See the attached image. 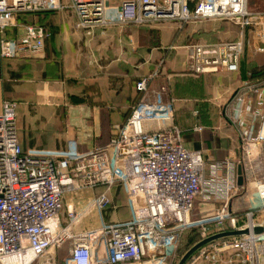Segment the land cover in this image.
Listing matches in <instances>:
<instances>
[{
    "label": "built area",
    "instance_id": "2783aa9c",
    "mask_svg": "<svg viewBox=\"0 0 264 264\" xmlns=\"http://www.w3.org/2000/svg\"><path fill=\"white\" fill-rule=\"evenodd\" d=\"M66 10L75 15L73 28L87 37L111 25L122 29L164 21L176 22L180 29L208 20L237 26L239 34L234 40L186 47L187 68L196 75L237 71L247 31L264 49V11L249 8L248 0H0V33L14 27L18 15ZM51 35L43 25L24 24L17 37L0 39V56L40 57ZM155 76H145L135 83L140 97L125 122L106 145L86 154L68 148L23 150L17 129L18 103L3 100L0 264H33L40 258L44 260L41 264H172L179 234L187 226L207 221L189 220L197 197L221 202L213 219L216 226L228 219L230 228L218 232L247 229L248 233L212 241L184 264H264V232L253 233L255 227L264 226L257 221V215L264 211V177L258 178L251 166L252 205L240 219L230 213V199L244 186L237 184V167L245 166L244 162L231 158L216 161L201 151L185 148L175 124V99L166 96L164 86L148 95ZM258 89L264 94V81ZM242 108V99L238 98L228 115L232 123H237ZM240 137L245 154L264 144V110L250 113ZM249 157L246 155L251 163L253 158ZM97 187L102 191L84 209L68 204L65 221L61 219L65 194ZM113 188L124 191L129 218L73 231L72 226L91 207L99 211L110 207ZM208 236L203 234L202 239ZM66 243L63 261L50 257Z\"/></svg>",
    "mask_w": 264,
    "mask_h": 264
},
{
    "label": "crops",
    "instance_id": "0c3cea01",
    "mask_svg": "<svg viewBox=\"0 0 264 264\" xmlns=\"http://www.w3.org/2000/svg\"><path fill=\"white\" fill-rule=\"evenodd\" d=\"M38 14L18 15L16 25L0 33V39L17 37L24 24L43 25L52 32L40 57L0 56V111L3 100L18 103L17 129L23 150L68 148L86 154L103 147L139 99L135 83L156 73L148 95L164 86L166 96L175 99V124L185 148L201 151L216 161H243V188L250 185L252 165L246 155L257 156L245 154L240 131L246 130L251 112L264 110V94L258 89L264 81V49L253 41L250 32L244 34L245 47L237 71L196 75L187 68L186 47L220 41L225 38L226 25L206 28L205 21H200L183 30L171 21L122 29L111 25L87 37L73 28L72 11ZM207 31L213 36L204 40ZM232 34V40L236 39L237 26L233 25ZM238 98L243 108L237 123H232L228 115ZM255 148L264 159V144ZM205 178H209L208 170ZM102 189L84 190L70 204L84 209ZM116 191L124 194L121 188H113L110 198ZM241 193L230 199L232 214L240 212L232 204L235 201L238 205ZM197 198L205 206L221 203L218 199ZM108 208L97 213L91 207L72 226L73 231L96 228L104 219L119 222L130 216L127 203L126 209L107 212ZM66 255L67 249L64 255L53 251L50 257L63 261Z\"/></svg>",
    "mask_w": 264,
    "mask_h": 264
},
{
    "label": "rangeland",
    "instance_id": "374dc122",
    "mask_svg": "<svg viewBox=\"0 0 264 264\" xmlns=\"http://www.w3.org/2000/svg\"><path fill=\"white\" fill-rule=\"evenodd\" d=\"M113 1H115V0H113ZM248 5H249V8H251V9L264 11V0H248ZM163 23H166V21H164ZM188 25L189 24L184 25L181 29L182 30L185 29ZM203 25L206 28L221 26V25L225 26L226 25V31L224 29L225 38L222 37L220 41H228V40L233 39V34H232L233 25L228 21L210 20V21H205L203 23ZM179 26L180 25L177 24L178 28H179ZM211 32L212 31L206 32V36L204 37V40L205 39L208 40V39L212 38L213 35L211 34ZM220 41L219 40L218 41H207V42H203V43H218ZM162 42L165 43V40L163 39ZM251 153L253 154V156L256 154L259 156L261 155V152H259L256 148H253L251 150ZM253 158L254 159L251 160L252 161L251 165L254 166L256 176L258 178L264 177V159H262L261 156L259 158L258 157H253ZM251 159H252V157H251ZM243 172H244V168H243ZM251 182H252V179H251ZM85 191H90V190H85ZM83 192L84 191H79V192H75V193L65 194V196H64L65 207H63V209L61 211V219L62 220H65L66 206L68 204H70L72 202V200H75L77 198L76 196L82 194ZM240 192H242V193L239 196L238 205H237V202H235V201L232 204L234 207H238L240 209V212L233 214L238 219H240V217H242V214L246 211V209L251 207V205H252L251 197L254 196V188L252 186H250L249 184H247V186H245ZM240 192H238V193H240ZM111 198H112L111 205L108 209H106L107 212L112 211V210L118 211V210H121L123 208L126 209L125 208L126 203H124V194L122 192L116 191L115 193L112 194ZM233 200H235V198ZM116 204H117V206H116ZM114 205L116 206L115 208H113ZM220 206H221L220 203H215L214 206H205V205L201 204L199 200L194 201V206H193L192 211L190 212L189 220L191 222H194V221H198L201 219H206L207 221L203 222V223H195L194 222L195 224L187 226L179 234L178 241H177L176 259L174 260V262L172 264H177L178 261L180 260V258L183 256V254L190 247H192L195 243H197L199 240L202 239L203 234L211 235V234H215L216 232H218L219 229H221V228L224 230H227L230 228V221L228 219L224 220L221 226H216L217 225L216 220H214L213 217H214L216 211L220 208ZM92 208H94V207H92ZM95 211L97 213H99L98 209H96V208H95ZM101 211H103V210H101ZM257 216H258L257 221L264 222V211L260 215H257ZM104 221H106V219H104ZM67 248H68V243H66L59 250H56V254L59 255L60 253H62L64 255L66 253ZM41 261H42V258L38 259L33 264H41ZM57 261H60V260H57ZM196 264H204V262L198 261Z\"/></svg>",
    "mask_w": 264,
    "mask_h": 264
},
{
    "label": "water",
    "instance_id": "95a60500",
    "mask_svg": "<svg viewBox=\"0 0 264 264\" xmlns=\"http://www.w3.org/2000/svg\"><path fill=\"white\" fill-rule=\"evenodd\" d=\"M244 182V178H243V167L241 165H238L237 167V184L239 186H242ZM264 232V226H258L255 227L253 229V233H263ZM248 233L247 229H243V230H228V231H222V232H218L215 234H212L200 241H198L197 243H195L192 247H190L184 254L183 256L180 258V260L178 261L177 264H184L189 258L190 256L196 252L199 248H201L202 246L221 239V238H225L228 236H238V235H242V234H246Z\"/></svg>",
    "mask_w": 264,
    "mask_h": 264
},
{
    "label": "bare ground",
    "instance_id": "6f19581e",
    "mask_svg": "<svg viewBox=\"0 0 264 264\" xmlns=\"http://www.w3.org/2000/svg\"><path fill=\"white\" fill-rule=\"evenodd\" d=\"M247 162H248V159H247ZM251 223H252V222H251ZM251 223L249 224V228H251V226H252V224H251ZM246 234H247V233H246ZM228 237H231V236H228Z\"/></svg>",
    "mask_w": 264,
    "mask_h": 264
},
{
    "label": "trees",
    "instance_id": "16d2710c",
    "mask_svg": "<svg viewBox=\"0 0 264 264\" xmlns=\"http://www.w3.org/2000/svg\"><path fill=\"white\" fill-rule=\"evenodd\" d=\"M31 15V14H30ZM39 15V14H38ZM23 17V16H22ZM27 17V16H26ZM30 17V16H29ZM29 17H27V18H29Z\"/></svg>",
    "mask_w": 264,
    "mask_h": 264
}]
</instances>
